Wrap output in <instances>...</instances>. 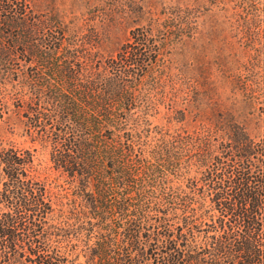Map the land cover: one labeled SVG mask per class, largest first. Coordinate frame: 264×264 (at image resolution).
<instances>
[{"label": "trees", "instance_id": "obj_1", "mask_svg": "<svg viewBox=\"0 0 264 264\" xmlns=\"http://www.w3.org/2000/svg\"><path fill=\"white\" fill-rule=\"evenodd\" d=\"M98 1L102 34L76 43L60 10L0 0V264H264V118L223 114L173 64L220 18L249 31L264 0ZM129 14L119 49L93 50ZM18 134L48 149L44 177Z\"/></svg>", "mask_w": 264, "mask_h": 264}, {"label": "rangeland", "instance_id": "obj_2", "mask_svg": "<svg viewBox=\"0 0 264 264\" xmlns=\"http://www.w3.org/2000/svg\"><path fill=\"white\" fill-rule=\"evenodd\" d=\"M38 1L41 10L46 6H51L63 13L64 22L68 28L65 37L73 42L79 43L82 40L81 37L85 35L87 25L95 26L100 33L103 25H106L105 21L101 25L100 14L97 11L101 3L98 0ZM141 4L140 0H132L125 5V10L132 7L136 8V6ZM136 24H140V22L132 14L123 16L121 19H115L111 26L110 23L109 25L107 23L110 27L109 30L106 29L109 32L108 36L102 41L97 40L100 45L97 46L95 44L93 50L104 51L113 55L127 39L129 30ZM212 24L215 28L214 31L210 34L205 31L196 33L192 42L187 44L186 51H183V56H180V60L177 57V62H175L177 64L173 63L174 66L187 68L189 65H193L199 75L208 76L209 81L215 87L213 97L218 94L224 104L227 106L233 105L231 106V111L223 114H242L249 116L248 118L259 115V118L263 119L264 103L262 102H264V96H262L261 89H258V91L257 88L264 86V20L249 24L247 26L249 31L246 32L242 31L243 25L235 18L223 17ZM80 25H82V29L74 33L76 26ZM197 27L198 30L201 29L200 21ZM189 54H192L193 57L189 56ZM240 86H245L252 90L254 88L252 95L255 98L252 107H244L243 102L247 98V91L239 89ZM225 97L227 98L223 101ZM204 113L221 114L217 110ZM133 114H139V112L133 111ZM149 114L154 116L149 118L150 127H152L160 122L158 119L162 114L173 113L167 112L165 103H161L157 110H153ZM248 129L253 132H259L262 131L263 124L261 123L258 129L255 130L252 123H250ZM10 139L19 147L36 148L35 158L36 161L40 162L37 174L40 177H44L47 174L43 167L46 163L48 149L31 144L25 136H20L19 134L12 135Z\"/></svg>", "mask_w": 264, "mask_h": 264}]
</instances>
